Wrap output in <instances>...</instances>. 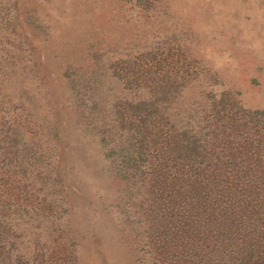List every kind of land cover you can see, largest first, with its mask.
Instances as JSON below:
<instances>
[{"label": "trees", "instance_id": "trees-1", "mask_svg": "<svg viewBox=\"0 0 264 264\" xmlns=\"http://www.w3.org/2000/svg\"><path fill=\"white\" fill-rule=\"evenodd\" d=\"M46 27L22 0H0V212L8 211L10 227L0 231L2 261L27 231L30 246L45 248L50 259L58 250L49 244L67 243L78 264L76 234L54 229L66 225L61 218L71 208L69 190H79L75 180L98 179L99 172L135 185L140 205L148 203L145 235L160 264H264V104L247 107L176 60L169 71L137 73L115 62L109 72L93 50L90 68L66 65L67 98L50 89L51 104L39 118L29 83L37 77L56 87L57 78ZM92 152L94 171L87 169ZM45 226L49 242L39 230Z\"/></svg>", "mask_w": 264, "mask_h": 264}, {"label": "rangeland", "instance_id": "rangeland-1", "mask_svg": "<svg viewBox=\"0 0 264 264\" xmlns=\"http://www.w3.org/2000/svg\"><path fill=\"white\" fill-rule=\"evenodd\" d=\"M22 2L47 26L44 30L48 65L57 77L56 87L37 77L29 83L31 104L39 108V118L51 104L50 89L67 98L69 86L62 76L66 65L73 61L90 68L87 56L93 50L101 54L98 63L105 64L109 72V64L115 62L119 68L125 65L137 73L145 69L169 71L173 69L171 62L176 60L180 68L190 65L197 69L201 84L211 83L217 91L230 90L247 107L264 104V0H153L149 4L135 0ZM36 30L34 33H42ZM109 72L103 76L107 93L112 91L108 86ZM192 90L184 94L185 100L194 94ZM38 134L45 138L42 132ZM52 145L49 144L55 151ZM91 157L87 169L94 171L99 164L94 152ZM95 173L98 179L85 175L87 181L79 180L82 184L75 180L79 190H73V195L69 190L71 208L61 218L66 225L54 229L55 233L65 229L76 234L77 248L73 252L78 255V264H160L145 235L149 221L143 213L148 203L140 205L137 187H125L112 177L103 178ZM3 210L0 231L8 232V211ZM127 210L129 220L124 214ZM45 228L39 230L49 242L52 235ZM26 235L27 231L17 240L18 249L12 247L9 262L19 257L16 263L20 264H76L70 259L67 243L64 242L65 247L49 244L48 247L58 250L57 256L50 259L49 251L30 246ZM9 238L11 233L5 240L8 242ZM60 241L56 243L61 244ZM1 257L0 264H8Z\"/></svg>", "mask_w": 264, "mask_h": 264}]
</instances>
